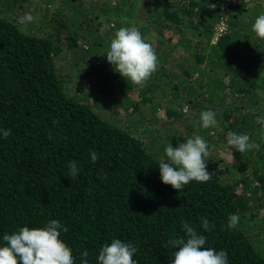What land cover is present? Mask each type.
I'll return each instance as SVG.
<instances>
[{"label": "trees", "instance_id": "obj_1", "mask_svg": "<svg viewBox=\"0 0 264 264\" xmlns=\"http://www.w3.org/2000/svg\"><path fill=\"white\" fill-rule=\"evenodd\" d=\"M127 2L139 5L136 17L146 18L141 25L135 18L142 37L148 33L158 41L152 46L158 70L143 87L105 59ZM91 3L87 9L94 16L82 9L69 26L59 19L56 29L38 36L30 32L36 19L23 27L10 15L9 2L0 0V130L11 133L6 139L0 134V246L6 234L57 220L68 229L60 239L72 250L74 264H82L84 251L87 264H98L99 251L113 239L137 248L136 264H172L178 248L168 242L187 238L182 227L187 222L206 237L204 248L227 253L228 264H264V125L257 123L264 118V39L252 31L264 14V0ZM221 22L228 29L213 44L212 28ZM103 23L112 25L106 32L112 37L99 57ZM62 33L74 56L69 64L60 56ZM84 62L113 82L86 81ZM136 91L142 98L130 102ZM112 100L133 113L148 107L152 124L160 125L155 129L160 137L151 132L159 143L131 131L144 126L138 121L128 128L105 117L101 105ZM208 110L216 113L218 127L200 126L199 115ZM185 116L190 120L183 123ZM199 127L212 178L190 181L178 192L162 182L159 164L167 162L169 144L178 147L199 135ZM232 132L247 134L259 148L244 153L230 148ZM72 161L76 176L69 174ZM232 214L240 218L235 229L227 227ZM202 218L215 227L204 230Z\"/></svg>", "mask_w": 264, "mask_h": 264}, {"label": "clouds", "instance_id": "obj_2", "mask_svg": "<svg viewBox=\"0 0 264 264\" xmlns=\"http://www.w3.org/2000/svg\"><path fill=\"white\" fill-rule=\"evenodd\" d=\"M34 19L36 18L31 13H25L19 17L18 23H31ZM252 31L257 37L264 39V14L257 17ZM106 58L116 72L140 87L144 86L159 66L151 44L142 38L139 29L134 26L121 27L115 31ZM215 117L216 113L212 110L202 111L199 115L200 126L203 129L218 127ZM257 123L264 125V118L258 119ZM0 134L6 139L11 133L10 130H0ZM249 141L247 134L232 132L227 137L228 146L239 153L259 148L258 144ZM164 151L167 162L162 161L159 169L165 185H171L179 192L190 181L207 182L212 178V174L206 170V158L210 154L208 145L201 136L189 138L176 148L169 144ZM90 158L95 163L98 159L97 153L92 151ZM68 167L71 176L78 174L76 161L70 162ZM239 219L238 215H230L227 227L235 229ZM182 227L187 238L168 242L172 247L178 248L172 264H228L226 252H217L211 247L204 248L207 241L205 236L198 234L187 222H183ZM202 227L208 231L215 225H210L206 218H202ZM61 230L65 233L68 231L59 221L51 220L43 228L22 227L18 232L4 235V246H0V264H18V259L22 264H74L72 250L60 239ZM136 252L137 248L132 243L113 239L99 251L98 264H136L133 259ZM87 256L88 252L84 251L82 264H87Z\"/></svg>", "mask_w": 264, "mask_h": 264}, {"label": "rangeland", "instance_id": "obj_3", "mask_svg": "<svg viewBox=\"0 0 264 264\" xmlns=\"http://www.w3.org/2000/svg\"><path fill=\"white\" fill-rule=\"evenodd\" d=\"M4 2H9V11H10V15L11 13L14 15L13 17L16 19H19V17L23 16L25 13H31V15L33 17L36 18L35 22H36V26L30 27L32 28L30 30L31 33H34L35 35H43L46 36L47 34H49L51 31H53L54 29H56L58 27L59 24V19L61 20V25H68L71 23L69 18L71 16H76L75 14L77 11H80L82 9H87L88 6L90 4H92V0H48L49 5L47 6L44 2V0H33L32 5L30 4V1L28 0H1ZM105 0H101V2H104ZM52 2V3H51ZM115 2V0H113V3ZM37 3H41L40 6H37ZM51 3V4H50ZM46 8L49 10V14H46ZM224 8L227 9V6H225ZM62 9L63 11L61 12V14L59 16H56L55 13L57 10ZM131 11V15L132 17L130 18L129 16V12ZM88 10V17L90 15L94 16V11L90 12L89 9ZM138 10H139V5H137L136 7H131V5L129 4V2H127L126 6L124 7V10L122 9L120 12H124L122 13V17L120 20V24L122 25V27H136L138 28V24H136L135 22V18L138 19L140 25L141 22L140 20H144L146 19L145 17L141 16L140 18L136 17L138 14ZM228 10L225 11V13H227ZM145 12L148 13V10L145 9ZM229 12V11H228ZM136 15V16H135ZM107 17L109 18H115V16L113 15H108ZM80 18V17H79ZM106 16L101 18V21L105 22ZM146 23V22H145ZM23 27L28 28V23L26 24H22ZM112 26V25H111ZM111 26L106 25L105 23H103V26L101 28V30L98 32V36H97V41H101L100 44H102V46H104L102 48L101 51H99L97 54L99 55V57L103 54V51H107L106 50V41L107 38L112 37V35H108L106 32L107 30H109L111 28ZM216 27V25H215ZM213 27L212 28V32H213V44L216 43L217 39L221 36L220 33L217 31V28ZM37 28V29H36ZM39 29V30H38ZM60 33V32H58ZM150 35L152 34H145L142 38L151 44V46H156V43H158V41L156 39H149ZM65 36L64 33L58 35L59 38H62L60 42H58V45L61 46L62 48H64L62 50V54L60 56H62V62H64V64H67L69 61H71L74 56L71 54V51L68 50V46L65 43V40L63 39ZM155 37V36H153ZM195 41H198V39H193ZM199 42V41H198ZM197 42V43H198ZM68 50V51H67ZM183 53V52H182ZM105 55V54H104ZM107 59V58H105ZM104 59V60H105ZM69 64V63H68ZM91 64V62H84L83 63V67H82V71L81 74L85 75L86 77V81L92 79V81L95 83L97 82L99 85L102 84L103 81H105L108 77V83L113 82L110 81V79L112 80V78L108 75L107 77H104L102 72H98L95 70V67ZM109 69V68H108ZM107 69V70H108ZM84 77V78H85ZM105 79V80H103ZM84 80L80 81L82 82V85L84 83ZM84 84H87L86 82ZM111 84V83H110ZM116 96H120V93L118 92V94H116ZM124 96H126V94H124ZM140 98H142V95L140 92L136 91L129 99L130 102H138L140 100ZM164 103V101H163ZM102 107V114L105 117H111L110 119L117 123L120 127L124 126V127H130L131 123L134 122H140V125H143L139 130L137 128H132L131 131H133L134 133H136L137 136H141L143 139H145L146 141H152L154 135L159 136L160 134H157V132L155 131L156 128H158L160 125L159 124H152L151 121H156L153 114L150 113L149 108L148 107H143V110L141 109L140 111H136L135 113H133L132 108L130 107L127 109H124L120 106V103L117 101H108L105 105H101ZM98 110V109H97ZM157 117H163L164 116V110H158L156 112ZM188 120H190L188 118V116H185L182 118V122L186 123ZM162 121V120H161ZM164 123H166L165 121H163ZM201 127H199V129H196V134L199 131V136L201 134ZM153 134H152V133ZM211 134V133H210ZM165 136V134L163 133V137ZM155 139V138H154ZM205 141L206 139L203 138ZM157 142L159 143L158 139ZM209 149V147H208ZM211 149V148H210ZM219 159V158H218ZM217 160V158L215 157V159L213 161ZM219 162V161H218ZM225 164V160H223L222 157H220V162L218 163V167L222 170L224 169V165Z\"/></svg>", "mask_w": 264, "mask_h": 264}, {"label": "built area", "instance_id": "obj_4", "mask_svg": "<svg viewBox=\"0 0 264 264\" xmlns=\"http://www.w3.org/2000/svg\"><path fill=\"white\" fill-rule=\"evenodd\" d=\"M227 29V26L224 22H222L218 28H217V31L220 33V35H222Z\"/></svg>", "mask_w": 264, "mask_h": 264}]
</instances>
